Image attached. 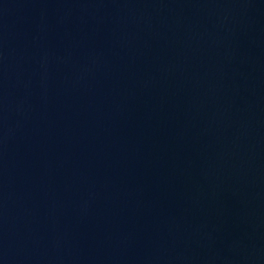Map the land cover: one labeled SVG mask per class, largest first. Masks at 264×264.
<instances>
[{
  "label": "water",
  "instance_id": "water-1",
  "mask_svg": "<svg viewBox=\"0 0 264 264\" xmlns=\"http://www.w3.org/2000/svg\"><path fill=\"white\" fill-rule=\"evenodd\" d=\"M0 264H264V0H0Z\"/></svg>",
  "mask_w": 264,
  "mask_h": 264
}]
</instances>
